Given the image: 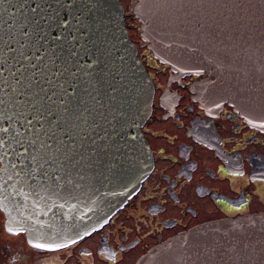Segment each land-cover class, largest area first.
<instances>
[{"label": "water", "instance_id": "water-1", "mask_svg": "<svg viewBox=\"0 0 264 264\" xmlns=\"http://www.w3.org/2000/svg\"><path fill=\"white\" fill-rule=\"evenodd\" d=\"M130 9L153 57L171 69L204 71L201 84L212 88L216 104L227 100L264 131V0H135ZM41 16L48 20L44 25ZM133 53L116 0H0V128L8 129L0 133L7 149L6 157L0 150L4 179L13 164L23 174L33 168L34 155L41 158L35 165L39 182L13 187V176L4 185L0 208L6 221L26 218L27 224H7L24 230L32 245L53 246L90 229L135 188L136 181L103 210L96 212L88 202L74 211L105 189L101 181L110 172L109 158L120 157L128 135L146 160L135 180L148 170L150 150L139 126L152 87ZM96 109L103 117L83 123ZM93 140L99 143L96 151ZM116 180L122 185L123 177ZM70 213L87 222L77 220L64 236L66 226L59 221ZM33 220L44 225L33 227ZM51 220L58 223L55 228L47 224ZM174 238L154 244L136 264H264V214L200 225Z\"/></svg>", "mask_w": 264, "mask_h": 264}, {"label": "flooded vegetation", "instance_id": "flooded-vegetation-1", "mask_svg": "<svg viewBox=\"0 0 264 264\" xmlns=\"http://www.w3.org/2000/svg\"><path fill=\"white\" fill-rule=\"evenodd\" d=\"M131 1L119 2H126L127 11ZM147 59L148 66L156 71H173L150 54ZM168 74L165 81L173 77L178 85L172 90L168 85L153 90L149 115L139 128L150 150V166L134 192L101 226L53 248L32 247L22 232L10 234L0 223L2 235L18 236L11 242L1 241L0 264L114 263L115 253L124 255L137 239L122 234L116 241L109 237V225L117 213L123 218L130 212L142 216L139 206H133L144 196L149 199L146 212L159 214L167 229L182 221L187 228L208 220L262 215L256 213L264 211V140L256 137L258 133L249 126L252 124L248 125L226 101L217 105L214 94L212 97L199 85L192 88L193 82L206 73L201 77L196 73ZM165 119L180 133L167 127ZM163 141L169 146L163 147Z\"/></svg>", "mask_w": 264, "mask_h": 264}, {"label": "rangeland", "instance_id": "rangeland-1", "mask_svg": "<svg viewBox=\"0 0 264 264\" xmlns=\"http://www.w3.org/2000/svg\"><path fill=\"white\" fill-rule=\"evenodd\" d=\"M132 2L133 1H131L130 5L132 4ZM120 5H123L122 15H123V20L125 21V25L127 27L126 29L128 33V39L131 40L136 46V57L140 60L142 65L146 68L147 73L150 77L151 87H153V90L155 92H157L161 86H166V85H168L167 86L168 89L172 90L175 86L178 85V83L176 82V79H174L173 77L169 82L165 81V79H167L169 76L168 72L170 73L173 72L174 74L175 73L176 74H185V73L191 74L192 72L188 71V69H185V68L181 69L179 67H175L172 72L170 70L168 71L165 69L156 71L153 68H150L148 66L147 56L149 55V52H147L148 50L146 49V41L142 40L139 34L140 30H138L139 21L137 19L133 20L131 16L127 13V11L125 10L126 2H123V4L122 2H120ZM153 66H155L156 68H160L157 64L156 65L153 64ZM196 74H200V77H201L202 75H205V72L201 71V73H196ZM194 77H198V75H195ZM200 84H201V81H200ZM197 86H198V83L195 84L196 88ZM211 90H212L211 87L207 88V91H211ZM91 94L95 95V93H93L92 91H91ZM237 112L239 113L238 116L242 118L241 113L239 111ZM164 122L167 127L169 128L172 127V123L170 122L169 119H165ZM247 124L249 125L248 121H247ZM170 129L172 130V128ZM252 130L258 133L256 137L262 138L264 140V132L262 133V131H259L255 128H252ZM172 131L180 133L178 128L177 129L173 128ZM146 135L147 137H151L150 133H147ZM259 135H263V136H259ZM156 140L159 142L158 139ZM134 142L136 141L134 140ZM98 144H99L98 142L92 143L93 151H96V147ZM161 144L163 147L169 146V144H167L166 141L161 142ZM109 170H111V168ZM148 200L149 199L144 196V199L142 201L141 200L136 201V203L133 206L134 209L135 207L139 206V212L143 211L142 216H139L135 213L130 212V216L127 215L126 218H123L121 217V214H118V213L116 214L117 216L112 220L108 228L109 237H112L114 240L117 241L118 239L121 238L122 234H125V236L128 239L136 236L137 241H135V245L132 248H128V251H125L124 255L120 253H115L116 262L114 263L105 262L104 264H135L138 257L144 254L146 251H148L154 244L162 240H165L166 238H174L175 234L179 231L182 233L188 232L191 229L198 227L197 225H194V226L186 228V223L182 221L181 223L175 225L174 227L167 229L166 227H164L161 218L159 219L160 217L159 214H156L153 212L151 213L146 212V202ZM211 215H215V214H211ZM2 222H3V217L0 214L1 225H2ZM214 222H217V221L216 220L203 221L200 223V225L211 224ZM120 224H121V229H120ZM17 237L18 236L6 237V235H2L1 230H0V244H3L1 243V241L11 242L13 239ZM91 241H94V238H92L90 242ZM81 243L83 244V242ZM84 243L87 245L88 241L84 240ZM10 245L17 246L18 244L16 243V244H10ZM107 252L111 253L109 250H107Z\"/></svg>", "mask_w": 264, "mask_h": 264}, {"label": "bare ground", "instance_id": "bare-ground-1", "mask_svg": "<svg viewBox=\"0 0 264 264\" xmlns=\"http://www.w3.org/2000/svg\"><path fill=\"white\" fill-rule=\"evenodd\" d=\"M55 1H58L61 4H65V2L67 0H55ZM39 22H40V24L44 25V24H46V22H48V20H47V18H44V17L41 16V17H39ZM131 64H133V61L130 58L128 65L130 66ZM132 73H134V72L132 70H130V75L131 76H132ZM137 78H138V80H139L138 82L140 83V86H141V88L143 90V88H144V86H143L144 85V80L141 82L140 75H138V74H137ZM78 82H81V81L79 80ZM69 83H71V82H69ZM128 83H130L131 85L133 84V87L135 89L137 88V85L134 84V80H132V78H131V80L130 79L128 80ZM62 100L68 102V100L66 98H63ZM102 113H103V111H100V110H97V109L96 110H92L91 111V115L87 119H85L83 123H85V124H87L89 126L93 125L94 122L96 121L98 115L99 116L102 115L101 117H103ZM250 123L253 124L252 122H250ZM82 124H80L79 127H81ZM98 132H102L101 128L99 129ZM104 133L108 137H110V134L107 131H105ZM74 138H78V135H76ZM106 144L108 146V143H106ZM114 150L118 151L117 147H115ZM119 155H120L119 158H116L115 160L112 161V163H111L112 166L110 165L111 174H108L106 179L104 181H102V183L104 184L103 188H105V189L99 190V192L94 197V200H90V199H92V197H90V199H89V196H87L85 198V200L82 203H80V205L77 208L74 209V211L83 209L85 204L88 203V202L92 203V208H94V210L96 212L99 211L100 209L103 210L109 204L113 203L116 199H118L119 197L123 196L127 192V190L130 188L131 183L136 181L135 184H134V185H136L138 180H135L136 178H135L134 175H136V173L139 171L141 166L144 165V163L146 162V160H143V157H142L144 155L143 151H141L140 149L136 148L135 144L130 141V136L128 135L127 143L125 145L121 146ZM111 159H114V158H111ZM130 160H132V162H130ZM120 176H121V178L123 177V182L121 183L122 185L117 186L119 182L116 179H120ZM83 213H81V214H83ZM84 214L89 216L88 213H84ZM71 216H72V213H70L68 215V217H66L64 219V221L63 220L59 221L60 224L66 225V230H65V233L63 234L64 236H65V234L68 233L69 226H70L69 221L71 219ZM20 219H22V220H17L16 223L19 224V223L25 222L27 224L26 218L21 216ZM78 219H80V223L81 224H86V222H87V220H85L83 217L82 218L79 217ZM33 223H34L33 227H36V228L37 227L38 228L42 227L44 225L43 223H39L36 220H33ZM51 223H52L53 228H55L57 226V224H58L56 222V220L55 221L51 220L50 223H47V224H51ZM60 234H58V235H60ZM46 235L47 236H49V235L51 236L50 231H48V233Z\"/></svg>", "mask_w": 264, "mask_h": 264}, {"label": "snow or ice", "instance_id": "snow-or-ice-1", "mask_svg": "<svg viewBox=\"0 0 264 264\" xmlns=\"http://www.w3.org/2000/svg\"><path fill=\"white\" fill-rule=\"evenodd\" d=\"M0 133H4L7 134L8 133V129L6 128H0ZM16 136L17 137H21L22 133H20L19 131L16 132ZM9 140L12 139L11 136L8 137ZM13 143H20V140H15L13 141ZM8 147H11V144L8 145ZM0 150H3V156L6 157L7 156V149L5 148V142L4 140H0ZM41 158L39 157V155H34L32 157V162H33V168L30 170V172L28 170H25L23 174H21L18 171H14L15 169V165H12V169L13 172L11 175L8 176L7 180L4 179V173L6 171V168L0 167V195H3L4 192V185L6 183H8L9 181H13V176H15V181L13 182V187L15 186L16 183H28L30 180H36V174L39 171V169L35 166L37 164V162L40 160ZM3 158H0V161H3ZM40 167H43V164L40 165ZM37 182H39V180H36ZM37 247H41L40 245H37Z\"/></svg>", "mask_w": 264, "mask_h": 264}]
</instances>
